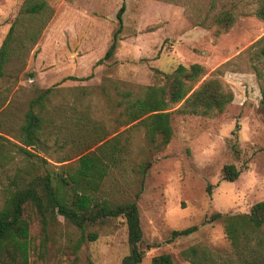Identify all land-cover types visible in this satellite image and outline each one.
<instances>
[{
	"label": "rangeland",
	"instance_id": "obj_1",
	"mask_svg": "<svg viewBox=\"0 0 264 264\" xmlns=\"http://www.w3.org/2000/svg\"><path fill=\"white\" fill-rule=\"evenodd\" d=\"M46 1L54 15L29 54L11 61L0 80V143L8 156L0 167V201L19 169L45 173V165L27 163L17 153L25 114L40 91L54 88L46 102V150L35 154L56 173L59 159L81 153L92 142L95 150V141L125 131L123 106L113 107L121 100L119 92L139 97L146 87L161 83L162 73L200 64L207 72L200 84L219 71L234 102L216 117L174 115V137L162 152L156 153L141 134L122 137L132 143L129 159L109 173L98 197L112 204L137 199L145 251L141 264L162 254L171 255L175 264H190L180 253L192 246L234 259L222 221L210 220L217 213L248 214L264 202V58L251 49L264 36V21L255 16L260 0ZM24 2L0 0V48ZM123 3L118 49L96 66L112 43ZM221 12H231L235 23L219 34L215 18ZM92 74L89 80H65ZM81 122L96 130L78 132ZM78 137H84L82 145L72 148L70 141ZM225 165L240 171L238 180L223 179ZM26 217L31 264H121L129 254L123 217L87 223L81 230L58 216L46 239L39 216L30 212ZM194 226V234L172 239L174 231Z\"/></svg>",
	"mask_w": 264,
	"mask_h": 264
},
{
	"label": "trees",
	"instance_id": "obj_2",
	"mask_svg": "<svg viewBox=\"0 0 264 264\" xmlns=\"http://www.w3.org/2000/svg\"><path fill=\"white\" fill-rule=\"evenodd\" d=\"M125 11L126 5L123 3L116 15L118 28L112 43L96 66L104 64L116 53L124 29ZM53 15L54 11L46 0H25L0 48V80L4 78L6 67L11 61L29 54ZM255 16L264 21V0H260ZM215 23L219 26V34L227 32L234 25L235 17L231 12H221L215 18ZM251 49H257V58H264V36ZM219 73L217 71L200 84L207 74L204 66L179 65L171 74L162 73L159 80L161 83L146 87L139 97H134L131 91L119 92L121 100L113 107L119 109L123 106L121 117L124 118L125 131L108 140L95 141V150H92V142L85 145V150L81 153L59 159L57 163L62 165L56 173L47 169L54 167L53 165L35 154L37 151L46 150L48 137H43L49 132L45 121L48 111L46 102L51 99L54 88L40 91L30 102L29 110L25 114L19 135L21 146L17 147V153L27 163L45 165V173L38 175L28 172L27 169H19L15 179L2 190L0 264H31L33 246L30 222L26 217L30 212L39 216L45 239L48 227L57 221L58 216L81 230L87 223L123 217L128 230L129 254L123 258L121 264H141L145 251L141 249L143 231L137 199L112 204L107 199L99 200L98 194L109 173L123 167L129 159L132 143L129 144V140L122 141V137H139L141 134L158 153L164 151L174 137V115H222L234 102V93L217 77ZM91 78L93 74L82 79L68 77L65 80L84 81ZM262 94L264 96V90ZM76 126L78 132L93 133L96 130L95 125L83 122ZM83 138L71 140V147L80 148ZM2 148L0 143V167L8 160ZM73 160L74 163H71ZM150 166L151 164L145 166L143 174ZM222 172L223 179L230 183L238 180L240 176V171L234 165H225ZM139 196L137 194V198ZM216 220L222 221L235 258L214 256L205 247L192 246L181 251L184 261L190 264H264V202L254 204L248 214L217 213L210 222ZM197 231L196 226L174 231L172 239L188 237ZM90 238L96 240L97 236L92 235ZM83 242L84 240L81 241ZM151 264L175 263L171 255L162 254L153 257Z\"/></svg>",
	"mask_w": 264,
	"mask_h": 264
}]
</instances>
